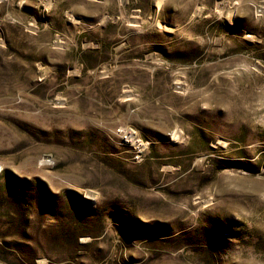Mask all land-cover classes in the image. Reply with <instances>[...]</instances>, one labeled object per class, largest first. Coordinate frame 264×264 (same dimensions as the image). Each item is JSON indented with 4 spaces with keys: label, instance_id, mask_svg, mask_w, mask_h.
<instances>
[{
    "label": "rangeland",
    "instance_id": "rangeland-1",
    "mask_svg": "<svg viewBox=\"0 0 264 264\" xmlns=\"http://www.w3.org/2000/svg\"><path fill=\"white\" fill-rule=\"evenodd\" d=\"M159 2L0 0V264H264V0Z\"/></svg>",
    "mask_w": 264,
    "mask_h": 264
},
{
    "label": "built area",
    "instance_id": "built-area-1",
    "mask_svg": "<svg viewBox=\"0 0 264 264\" xmlns=\"http://www.w3.org/2000/svg\"><path fill=\"white\" fill-rule=\"evenodd\" d=\"M115 134L118 135L124 143L136 147V150L133 151L135 161L138 162L142 160L144 147L141 141L137 139L136 133L134 131L124 128H118Z\"/></svg>",
    "mask_w": 264,
    "mask_h": 264
},
{
    "label": "bare ground",
    "instance_id": "bare-ground-1",
    "mask_svg": "<svg viewBox=\"0 0 264 264\" xmlns=\"http://www.w3.org/2000/svg\"><path fill=\"white\" fill-rule=\"evenodd\" d=\"M160 3H161V0H160V2H159V4H158L159 6H160ZM174 136H176V133H175V135H174ZM176 137H177V136H176Z\"/></svg>",
    "mask_w": 264,
    "mask_h": 264
}]
</instances>
